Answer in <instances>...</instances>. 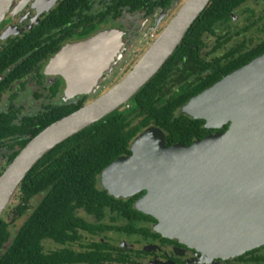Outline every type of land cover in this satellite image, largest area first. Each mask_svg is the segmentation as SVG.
<instances>
[{
    "label": "flooded vegetation",
    "instance_id": "1",
    "mask_svg": "<svg viewBox=\"0 0 264 264\" xmlns=\"http://www.w3.org/2000/svg\"><path fill=\"white\" fill-rule=\"evenodd\" d=\"M186 1L15 0L0 26V126L13 130L8 138L0 140V170L8 166L10 156L21 149L23 141L32 139L36 132L41 133L118 85ZM211 26L210 29L209 23L208 30H198L190 39H184L182 49L167 63L170 72L166 73V82L156 100L159 105L176 97L185 101L176 115L186 117L188 125L194 129L196 125L193 127L192 122H196L199 133L190 141L187 138L185 142H178L175 136L170 139V131L155 124L142 126L143 116L136 113L132 122L140 127L137 138L148 128H158L165 134L169 147L191 146L229 129V124L222 128L210 127L206 120L193 118L183 112V108L193 98L264 54V0H243L228 18ZM104 32L116 33L105 45L99 43L100 48L94 54L99 66L103 53L106 54V69L95 80L89 94L71 97V85L93 82L95 73L101 70L98 67L95 73L87 75L85 53L76 51L77 45ZM138 42L140 47L144 43L149 46L136 56L132 48ZM117 44H121L119 51ZM68 49L72 51L67 54ZM63 52L66 53L62 56ZM134 56L138 57L136 63L123 73ZM134 98L125 105L127 109H131ZM130 151L132 155V146ZM104 188L100 189L108 192ZM144 195L145 191L127 199H116L136 198V208L137 201ZM32 212L28 211L16 222L23 219L25 222ZM79 217L86 228L76 227L79 239L65 244L45 243L49 253L64 250L67 255L83 254L78 260L67 258L64 264H264V246L242 256L215 258L209 263L208 257L196 249L159 233L154 217L156 222L145 220L134 226L129 218H121L111 209L100 218L79 210ZM85 225L90 227L87 229ZM51 246H54L52 250Z\"/></svg>",
    "mask_w": 264,
    "mask_h": 264
},
{
    "label": "water",
    "instance_id": "2",
    "mask_svg": "<svg viewBox=\"0 0 264 264\" xmlns=\"http://www.w3.org/2000/svg\"><path fill=\"white\" fill-rule=\"evenodd\" d=\"M211 1L187 0L118 85L47 127L21 150L0 176V219L46 155L125 106L164 68ZM14 2L0 0V26ZM112 35L104 32L77 45L75 50L85 53L87 75L101 70L93 82L71 85V97L92 91L106 69V54L100 66L94 54ZM183 112L210 127L229 124V129L191 146L171 147L162 130L147 129L133 143L131 156L120 157L103 172L108 189H114L111 195L130 198L145 191L137 210L158 221L159 233L196 249L209 263L264 246V54L193 98Z\"/></svg>",
    "mask_w": 264,
    "mask_h": 264
},
{
    "label": "trees",
    "instance_id": "3",
    "mask_svg": "<svg viewBox=\"0 0 264 264\" xmlns=\"http://www.w3.org/2000/svg\"><path fill=\"white\" fill-rule=\"evenodd\" d=\"M242 1L212 0L185 40L198 30H208L209 23L211 29L212 24L228 18ZM181 49L182 46L175 55ZM169 68V64L165 65L135 96L130 110L125 106L70 138L31 170L14 197L20 203L14 207L10 204L0 219V264H64L67 258L78 260L83 257V254L67 255L64 250L53 253L45 250L48 241L65 244L79 239L76 227L85 228L79 210L100 218L107 209H111L121 218H129L133 226L145 220L156 222L152 216L134 207L136 198L118 200L106 190H101L98 183L99 177L110 165L121 156L131 155L130 147L140 131V127L132 122V116L136 113L143 116L142 126L155 124L170 131V139L175 136L178 142H185L187 138L190 141L199 133L196 122H192L193 127L197 126L194 132L186 117L176 115L185 101H179L178 97L165 105H159L156 101L166 82V73L170 72ZM12 131L0 126V140L8 138ZM38 134L36 132L33 138ZM32 139L23 141L21 149L10 156L8 166ZM7 167L0 170V176ZM35 201L37 205L34 206ZM28 211L33 212L12 235L11 225ZM86 227L88 229L90 226Z\"/></svg>",
    "mask_w": 264,
    "mask_h": 264
},
{
    "label": "rangeland",
    "instance_id": "4",
    "mask_svg": "<svg viewBox=\"0 0 264 264\" xmlns=\"http://www.w3.org/2000/svg\"><path fill=\"white\" fill-rule=\"evenodd\" d=\"M149 46V44H143L141 47H140V44H139V42L138 43H136L135 45H134V47L132 48V50H133V52H136V56H137V54L139 53V52H143L144 51V49L146 48L147 49V47ZM136 56H134V59H132V61L130 62V64H128L126 67H125V70H123V73H125V72H128L129 70H130V68L136 63V61H137V58L138 57H136ZM102 180V181H101ZM99 188H103V186L105 187L104 189H107L108 190V192L110 193V194H112V192H113V194H114V189L112 188V189H108V183H106L105 181H103V179H102V177H101V179L99 178ZM116 197V196H115ZM116 198H118V197H116ZM118 199H127V198H123V197H120V198H118ZM20 202H19V200L18 199H13V201L11 202V207H14V206H16L17 204H19ZM34 206L35 205H37V201H35L34 203ZM137 208V207H136ZM6 212V211H5ZM23 222H24V219L23 220H21V221H18V222H16V223H13L12 225H11V231L12 232H16L20 227H21V225L23 224ZM51 250H52V248H54V246H51V247H49Z\"/></svg>",
    "mask_w": 264,
    "mask_h": 264
}]
</instances>
